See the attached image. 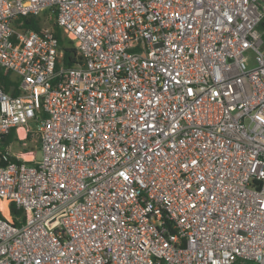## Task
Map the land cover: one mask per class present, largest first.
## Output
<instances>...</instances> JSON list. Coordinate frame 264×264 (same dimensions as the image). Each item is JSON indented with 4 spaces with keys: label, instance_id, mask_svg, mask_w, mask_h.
I'll list each match as a JSON object with an SVG mask.
<instances>
[{
    "label": "built area",
    "instance_id": "2783aa9c",
    "mask_svg": "<svg viewBox=\"0 0 264 264\" xmlns=\"http://www.w3.org/2000/svg\"><path fill=\"white\" fill-rule=\"evenodd\" d=\"M263 21L264 0H0V136L40 153L1 151L0 264H264Z\"/></svg>",
    "mask_w": 264,
    "mask_h": 264
},
{
    "label": "trees",
    "instance_id": "16d2710c",
    "mask_svg": "<svg viewBox=\"0 0 264 264\" xmlns=\"http://www.w3.org/2000/svg\"><path fill=\"white\" fill-rule=\"evenodd\" d=\"M21 20L23 21L22 24L23 29L34 30V31L40 30L41 24L39 18L27 17V18H22ZM52 27H53L54 36L58 41L59 51L61 52L62 63L65 66H73L77 64L80 61V57L77 53V49L75 48L73 42L68 40L63 35L61 30L53 22H52ZM17 81H18L17 77H14L10 72H4L2 69H0V88L3 90V92L11 96H16L18 94ZM15 141L19 143V141H17V138L15 136L14 130H11L7 135L0 136V168H3L8 164V162L2 159L1 151L7 149L8 145ZM26 142L29 143V145L27 146V149L29 150L25 152L37 150L36 145L38 141L36 137L31 136V134H28L25 140V144ZM10 161L21 163L20 161L15 160V158H11ZM27 164H31V163H27ZM1 204L4 205V202H1ZM1 206H0V210L2 212L0 211V218H2L3 215H6V213L3 211ZM9 212L13 218L21 215V212L16 210L13 204L9 206ZM234 264H256V263L253 261H247V262H235Z\"/></svg>",
    "mask_w": 264,
    "mask_h": 264
},
{
    "label": "rangeland",
    "instance_id": "374dc122",
    "mask_svg": "<svg viewBox=\"0 0 264 264\" xmlns=\"http://www.w3.org/2000/svg\"><path fill=\"white\" fill-rule=\"evenodd\" d=\"M42 24H51L50 22L49 23H47L46 21H42ZM29 128H34V125H30L29 126ZM18 139V138H17ZM29 145V143L28 142H26V144L23 146V144H22V142H17V143H15V144H13L12 145V148H11V150H12V152L13 153H15V154H19V153H24L25 151H27V150H29V149H27V146ZM33 153H34V156H35V158H36V160H39L40 159V153H39V151L37 150V151H32ZM24 158V157H23ZM25 160H27L26 158H25ZM2 204H1V202H0V206H1ZM1 208L3 209V211L6 213V209H5V203H4V205H2L1 206Z\"/></svg>",
    "mask_w": 264,
    "mask_h": 264
},
{
    "label": "bare ground",
    "instance_id": "6f19581e",
    "mask_svg": "<svg viewBox=\"0 0 264 264\" xmlns=\"http://www.w3.org/2000/svg\"><path fill=\"white\" fill-rule=\"evenodd\" d=\"M18 133H19V137H22V138H23V131H22V129H19ZM24 156H25V158H26L27 160H30V159L32 158V155H31V154H24L23 157H24ZM25 158H24V159H25Z\"/></svg>",
    "mask_w": 264,
    "mask_h": 264
},
{
    "label": "crops",
    "instance_id": "0c3cea01",
    "mask_svg": "<svg viewBox=\"0 0 264 264\" xmlns=\"http://www.w3.org/2000/svg\"><path fill=\"white\" fill-rule=\"evenodd\" d=\"M18 131H19V130H18ZM18 131H17V132H18ZM18 137H19V133H18ZM19 138H22V137H19ZM36 146H37V145H36ZM36 151H37V150H36ZM24 158H25V156H24Z\"/></svg>",
    "mask_w": 264,
    "mask_h": 264
},
{
    "label": "water",
    "instance_id": "95a60500",
    "mask_svg": "<svg viewBox=\"0 0 264 264\" xmlns=\"http://www.w3.org/2000/svg\"><path fill=\"white\" fill-rule=\"evenodd\" d=\"M262 27L264 28V21L262 22Z\"/></svg>",
    "mask_w": 264,
    "mask_h": 264
}]
</instances>
